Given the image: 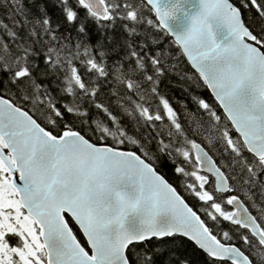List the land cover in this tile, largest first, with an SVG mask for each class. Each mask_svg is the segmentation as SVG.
Listing matches in <instances>:
<instances>
[{"label": "snow or ice", "instance_id": "snow-or-ice-1", "mask_svg": "<svg viewBox=\"0 0 264 264\" xmlns=\"http://www.w3.org/2000/svg\"><path fill=\"white\" fill-rule=\"evenodd\" d=\"M187 244L264 264V0H0V264Z\"/></svg>", "mask_w": 264, "mask_h": 264}, {"label": "trees", "instance_id": "trees-1", "mask_svg": "<svg viewBox=\"0 0 264 264\" xmlns=\"http://www.w3.org/2000/svg\"><path fill=\"white\" fill-rule=\"evenodd\" d=\"M175 94L176 95H179V91L176 90V93ZM201 94L202 95H205V96H208L210 94V92H209V90L205 91V90L202 89L201 90ZM185 247H186L187 251L189 252L192 260L195 261L196 264H199V261L201 259L199 253L193 251V246L191 244H187V245H185Z\"/></svg>", "mask_w": 264, "mask_h": 264}, {"label": "water", "instance_id": "water-1", "mask_svg": "<svg viewBox=\"0 0 264 264\" xmlns=\"http://www.w3.org/2000/svg\"><path fill=\"white\" fill-rule=\"evenodd\" d=\"M209 92H210V90H209Z\"/></svg>", "mask_w": 264, "mask_h": 264}]
</instances>
